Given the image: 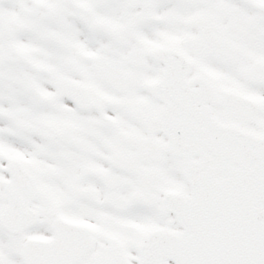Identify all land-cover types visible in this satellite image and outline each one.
Returning <instances> with one entry per match:
<instances>
[{"label": "snow or ice", "instance_id": "6c2138e0", "mask_svg": "<svg viewBox=\"0 0 264 264\" xmlns=\"http://www.w3.org/2000/svg\"><path fill=\"white\" fill-rule=\"evenodd\" d=\"M0 264H264V0H0Z\"/></svg>", "mask_w": 264, "mask_h": 264}]
</instances>
